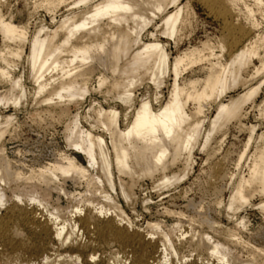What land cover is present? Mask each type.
I'll list each match as a JSON object with an SVG mask.
<instances>
[{"label": "bare ground", "instance_id": "6f19581e", "mask_svg": "<svg viewBox=\"0 0 264 264\" xmlns=\"http://www.w3.org/2000/svg\"><path fill=\"white\" fill-rule=\"evenodd\" d=\"M66 1L44 0L42 4L53 12ZM181 1L74 0L73 7L84 8L66 15L51 29L38 28L29 42L28 78L36 86V105L53 108L35 110L32 119L65 120L70 105H80L88 95L103 89L105 96L112 95L124 109H105L97 100H90L84 117L79 112L70 120L66 117L65 138L75 154L55 153L52 163L28 168L14 165L7 156L1 141L14 116L0 115V208L4 209L0 215V264H99L100 260L119 264L124 259L130 264H264V240L256 244L240 236L239 226L246 219L227 228L199 212L200 223L209 232L191 230L189 237L184 233L177 236L175 227L165 231L160 222L136 228L118 201L121 197L134 206V189L142 180H154V189L161 191L187 178L201 138L206 151L227 124L242 122L245 107L254 102L262 87V82L253 84L264 74V38L251 39L257 22L250 29L228 26L227 35L216 46L209 40L201 48L184 50L171 59L170 46L160 37L179 47L187 32L182 34L183 30L191 23L187 19L189 3L182 5ZM203 2L209 8L217 7L218 16L225 20L242 1ZM171 7L173 12H169ZM254 7L264 14V0H255ZM245 10L247 18L252 17V9L247 6ZM151 26L156 33L147 31ZM145 33L151 41H144ZM0 35L5 44L0 59L7 68H14L28 42L27 32L0 17ZM12 43L20 46L13 49ZM224 55L228 57L225 61ZM255 59L260 66L251 74ZM196 66H200L201 77H182ZM12 76L4 68L0 71V82L9 84L0 92V105L18 109L27 91L22 75ZM144 85H151L153 92L144 91L138 100L135 93ZM164 88L169 90L167 99ZM238 88L243 91L224 102ZM213 106L216 115L204 129L205 111ZM258 106L264 119V100ZM82 120L89 123V130L83 128ZM254 133L253 126L249 140ZM256 140L249 174L234 185L226 205L229 219L251 206L256 194L264 196V133ZM74 155H80L85 165ZM182 159L184 169L168 173ZM221 170L220 166L214 168L217 176ZM69 181L83 191L70 193L65 187ZM54 192L58 200L65 196L69 205L57 204L49 210ZM258 209L264 215V200ZM189 225L193 227V223ZM111 244L118 248L116 253L100 258L98 250ZM192 253L195 258L188 260Z\"/></svg>", "mask_w": 264, "mask_h": 264}, {"label": "rangeland", "instance_id": "374dc122", "mask_svg": "<svg viewBox=\"0 0 264 264\" xmlns=\"http://www.w3.org/2000/svg\"><path fill=\"white\" fill-rule=\"evenodd\" d=\"M0 1V17L3 18V20L7 23L10 22L18 27H24L28 38V42L24 44V53L21 59L15 60L10 57V60H15V62H17V67L14 66L13 68L12 66H9V68H7L8 65H4L0 59V71L4 68L10 72L11 76L13 74V78H17L22 75V82L25 84H23V86L25 88V92L27 91L25 96L26 99H23L24 101L21 104L23 107L21 106L18 109H15L12 105H7V107L0 105V115L3 117L14 116L12 117L13 120L9 124L10 126H8L7 133L4 135L1 142L6 149L7 156L14 165L20 164L21 167L22 165H25L26 167H39V165H47L54 161L56 154H75V152H73L74 150H72V148H70L67 144V140L65 138L66 133L64 130L65 124L78 112L81 117H84L92 100H97V102L101 103L105 109L117 106L118 110L122 111L124 107L116 100L113 101L114 98L112 95H109L108 97L107 95L105 96V90L103 89L102 93H92L91 95H88L86 99L83 100V103L80 102V105L75 104L79 107H76L73 104L70 105L68 120L66 118L68 116L65 117V120H56L53 121L54 123L49 117H44L46 119L40 121H35L32 119L31 115L35 112V110H41L42 108L52 109L53 107L50 108L49 106L46 107L36 105V102H34L36 99V86L28 78V69L26 65L30 48L29 42L34 37V35L37 34L42 25L51 29L57 25V23L66 15L83 9L84 5H80L78 6L80 8L77 7L76 9V7H73L72 5L74 0H67L64 2V4L58 7L57 10L52 12L44 7L45 4H42L44 0ZM203 1L204 0L181 1L182 5H185L187 2L189 3L191 15L189 12V14H187V19L189 20L188 23L190 21L191 23L187 24V28L183 30L184 32H182V34L186 31L187 32L182 35V41L179 47H175L176 45L174 41L168 40L163 36L160 37L165 44H169L170 47H168V52L171 54V59L176 57L180 52H184V50L193 49L195 47L201 48V45L205 42H208L209 40H211L210 44H214L216 46V43H218V41L223 36L227 35L228 26L237 27L238 25H242L244 27L247 26L246 28L250 29L254 26L252 24L257 22L256 26L253 27L254 30L252 29L253 33L251 39L255 40V37L257 36H262L264 38V14L254 7L255 0H241L243 3L239 2L237 4V9H234L235 12L233 11L234 14L232 13V15H229L230 17L228 16L230 19L225 16V20H223L224 17L218 16L220 10L217 7H212L213 9L211 7L209 8V6L203 4ZM245 5L252 9V17H250L251 20L249 16L247 18V11L245 10L247 6ZM173 8L174 7L169 8V12H173L175 10V8ZM249 21H252L251 25ZM156 22L157 25L160 24V20H157ZM155 28V26H151L147 31L156 33L154 30ZM159 33L157 35H159ZM147 34L148 33H145L144 35H146V37H143L144 41L146 42L149 40L151 41V38ZM4 45L5 44L0 35V51L3 50ZM10 45L11 48L15 49L16 47L18 48L19 44L12 43ZM176 48H179V50ZM216 53L219 54V50H217ZM227 59L228 57L224 55L223 61ZM252 66L253 67L251 68L250 72L251 74L254 67L260 66L259 60L255 59ZM199 68L200 66H196L193 69L184 72L182 77L185 79H189L192 76L201 77L202 72L199 70ZM263 77L264 74L259 76L253 83L256 84L257 82H262V87L254 102L249 103L245 107L244 114L241 118L242 122L233 121L227 124V126H225L220 131V133L214 137L206 151L202 150V143L204 139L201 138L200 145L194 150V163L192 166V171L187 178L182 180L177 185H174L169 189H162L161 191L154 189V180H142L139 183V186L134 189L137 200L134 206L132 205L133 207L127 204L126 201L121 197H117L127 217L131 219L136 228L138 227L140 229H144L149 223L160 222L162 224L161 228L163 230L166 231L173 226L176 229L175 234L177 236H179L181 233H184L186 237H189V232L191 230L197 232H209L207 226L200 223L201 219L199 212H202L205 217L227 228L235 227V225L240 223L242 218V220L246 219L244 222L246 229L242 225L239 226L240 236L245 241H252L256 244L262 243L264 240V215L261 211H259L258 205L264 200V196L262 197L261 195L256 194L253 198H251L252 205L236 212L234 219H229L226 216V205L232 195L233 188L236 186L240 178L247 177L249 174L248 167L252 163V158L256 150V139L259 135L264 133V119L260 115V107L258 106L261 105L264 100ZM172 78L173 77H171L170 80ZM4 83L0 82V92L9 88V84L6 83L8 84L6 85ZM91 85L93 87L96 85L94 80L91 81ZM150 86L151 85H144V87H141L136 91L135 94L138 100L142 98V94L145 93L144 91H148L150 93L153 92V87ZM242 91L243 89L241 88L235 89L229 93L227 97H225L224 102H227L230 97H236ZM163 95L164 99L168 98L169 90L167 88L163 89ZM56 111L57 115L62 114V111H60L59 108H56ZM215 115L216 108L214 106L212 108L206 109L203 117V119H205V123L203 125L204 129H206ZM84 122L86 121L82 120L83 128L89 130V123L86 124ZM253 126L255 127V133L253 138L249 140L251 135L250 128H253ZM123 128L124 127L122 125V129ZM74 156L78 158L80 163H83L82 157L80 155ZM183 162L185 163V160L182 159L176 166L170 169L171 171L168 173H178L182 171L185 167ZM216 166H220L222 169L218 176L214 172V168ZM65 187L70 193L77 194V192L80 193L83 191V187H76L70 181L66 183ZM8 194H10L9 191ZM57 197L58 196L56 192H54L52 199L50 200L51 206L49 210L52 206L57 204L61 207L69 205V200L66 199L65 196L61 195L59 200ZM143 200H148V202L143 203ZM3 213L4 209L0 208V215ZM178 213L181 215H178ZM190 223H193L192 228L189 225ZM177 236L175 237V240L177 239ZM109 247L106 246L105 248H102V251H100L101 249L98 250L97 255L99 254V257L101 258L102 256L111 255L110 253H116L118 250L114 244L109 245ZM184 254L188 255L189 253L185 252ZM190 255V257H187L188 260L192 258L194 259L196 254L192 253ZM125 260L126 259H124V261H122V263L120 262L119 264H130V262L128 263L127 260L125 263ZM99 262V264H102L101 260ZM179 264L181 263L179 262Z\"/></svg>", "mask_w": 264, "mask_h": 264}]
</instances>
